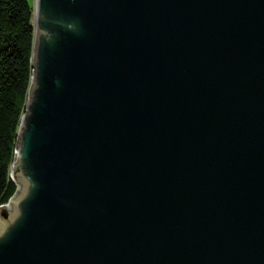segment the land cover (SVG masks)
I'll list each match as a JSON object with an SVG mask.
<instances>
[{"label": "water", "instance_id": "95a60500", "mask_svg": "<svg viewBox=\"0 0 264 264\" xmlns=\"http://www.w3.org/2000/svg\"><path fill=\"white\" fill-rule=\"evenodd\" d=\"M0 264H264V0H35Z\"/></svg>", "mask_w": 264, "mask_h": 264}, {"label": "trees", "instance_id": "16d2710c", "mask_svg": "<svg viewBox=\"0 0 264 264\" xmlns=\"http://www.w3.org/2000/svg\"><path fill=\"white\" fill-rule=\"evenodd\" d=\"M33 18L29 0H0V206L18 189L11 166L33 76Z\"/></svg>", "mask_w": 264, "mask_h": 264}, {"label": "rangeland", "instance_id": "374dc122", "mask_svg": "<svg viewBox=\"0 0 264 264\" xmlns=\"http://www.w3.org/2000/svg\"><path fill=\"white\" fill-rule=\"evenodd\" d=\"M34 1H35V0H29V2H30L31 4H33V7H34Z\"/></svg>", "mask_w": 264, "mask_h": 264}]
</instances>
